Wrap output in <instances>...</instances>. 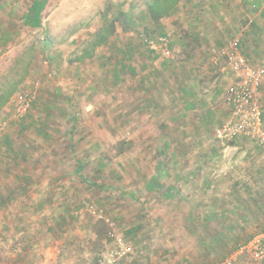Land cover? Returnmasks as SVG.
Instances as JSON below:
<instances>
[{"label":"rangeland","instance_id":"374dc122","mask_svg":"<svg viewBox=\"0 0 264 264\" xmlns=\"http://www.w3.org/2000/svg\"><path fill=\"white\" fill-rule=\"evenodd\" d=\"M152 1L47 0L36 28L32 0H0V264H217L264 228V170L237 181L264 148L215 136L232 78L219 51L239 39L263 62L264 0H178L158 23ZM109 6L136 27L99 44Z\"/></svg>","mask_w":264,"mask_h":264},{"label":"built area","instance_id":"2783aa9c","mask_svg":"<svg viewBox=\"0 0 264 264\" xmlns=\"http://www.w3.org/2000/svg\"><path fill=\"white\" fill-rule=\"evenodd\" d=\"M239 42V39H234L219 51L227 61L234 79L226 91L228 112L216 126L215 136L226 143L245 138L264 148V114L259 94L264 75V59L260 65H252L250 59L241 53ZM168 45L167 38L160 39L159 48H163V53L168 51ZM152 48L158 51L157 47ZM30 107L31 101L28 98L23 99L18 106V112L23 115ZM115 240L120 250H123V238L117 235ZM240 257H249L254 264H264V229L237 245L218 264H235ZM114 263L113 258L105 259L101 264Z\"/></svg>","mask_w":264,"mask_h":264},{"label":"trees","instance_id":"16d2710c","mask_svg":"<svg viewBox=\"0 0 264 264\" xmlns=\"http://www.w3.org/2000/svg\"><path fill=\"white\" fill-rule=\"evenodd\" d=\"M177 2L178 0H153L149 6L150 17L153 19L155 23H158L161 18L166 17L167 15L171 14V9L174 8ZM46 3H47V0H32L30 7L27 9L25 14L23 15L24 24L27 26L36 27V28L41 27L42 13L45 9ZM103 16H104V26L102 30L105 31V33L104 34L99 33V39H100L99 44H101L104 41L106 42L109 36L115 33L117 28H120L124 32H130L136 27L135 17L133 13L130 11H126L121 8H116L115 10H112V6H109L106 8ZM168 62H171V60H169ZM168 62L166 65H168ZM183 92L185 94H190L192 96H195V93H193L192 91H190L189 93L188 90H183ZM6 100L7 99H5V101H3L2 104H4ZM192 108H194V104L190 103L189 101L188 109H192ZM230 143H234V141ZM83 168L84 167L81 164V162H78L76 171L80 173L83 170ZM85 181L87 182L88 180L85 179ZM206 183L209 184L208 182ZM148 184H149V188L161 186V184H159V179L156 176H153L150 179ZM92 185L98 186L97 184L95 185L93 183ZM250 237H248L245 241H247ZM99 259L100 258L98 256L95 260V264H101L102 261Z\"/></svg>","mask_w":264,"mask_h":264},{"label":"crops","instance_id":"0c3cea01","mask_svg":"<svg viewBox=\"0 0 264 264\" xmlns=\"http://www.w3.org/2000/svg\"><path fill=\"white\" fill-rule=\"evenodd\" d=\"M255 20L256 19H254V21H251L250 23H252V25L254 24V22H255ZM257 46L258 45H256V47L251 51V52H255L256 51V48H257ZM233 79H234V76L232 75V78H231V82L233 81ZM264 79V78H263ZM231 84V83H230ZM261 85H262V82H261ZM260 94V100L262 99V95H261V93H259ZM262 108H263V114H264V103H263V100H262ZM240 140H246V141H248V142H250V144H254V145H252V146H254V148H256V149H258V145L257 144H255V143H253L252 141H250V140H248V139H245V138H240V139H238V140H236V141H234V144H240L238 141H240ZM238 142V143H237ZM261 148V147H260ZM236 150L238 149V148H235ZM262 149V148H261ZM251 154V152L249 153V152H247V153H244V156H245V158H247L249 155ZM248 167V169L247 170H245L244 171V169H242V170H240V172H242V173H240V175L238 176V178H237V181L239 182V183H243L242 181H247L248 180V178H249V176H250V179H253L252 181H256V176L258 175V174H260V172H263V170H264V166H262V165H253V166H251V165H248L247 166ZM239 169H241V168H245L244 166H242V165H239V167H238ZM244 172H248L249 174H248V178L247 179H245V174H243ZM257 178H259V177H257ZM250 182L251 184H253V182ZM237 182V183H238ZM236 183V182H235ZM249 183V184H250ZM222 199V198H221ZM239 200V199H238ZM263 215H264V210H261V209H258V208H256V210L254 211V216H255V218H257V219H262L263 218ZM116 241V240H115ZM105 259H113V256H110V257H106L105 256Z\"/></svg>","mask_w":264,"mask_h":264}]
</instances>
